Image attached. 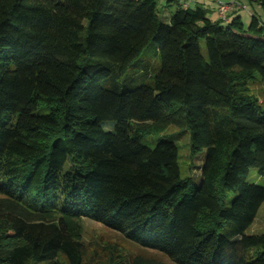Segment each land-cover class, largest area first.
<instances>
[{"label": "trees", "instance_id": "16d2710c", "mask_svg": "<svg viewBox=\"0 0 264 264\" xmlns=\"http://www.w3.org/2000/svg\"><path fill=\"white\" fill-rule=\"evenodd\" d=\"M158 1L0 0V264H103L77 240L84 218L172 264H264V234H246L264 204L247 181L264 179L249 88L264 83V23L177 0L165 23ZM150 44L159 71L123 90ZM169 126L189 131L191 158L205 151L200 185L181 177L173 142L142 144Z\"/></svg>", "mask_w": 264, "mask_h": 264}, {"label": "rangeland", "instance_id": "374dc122", "mask_svg": "<svg viewBox=\"0 0 264 264\" xmlns=\"http://www.w3.org/2000/svg\"><path fill=\"white\" fill-rule=\"evenodd\" d=\"M165 0L158 1V12L163 22L167 23L169 16L174 12L175 7L171 5L163 8ZM246 9L241 11L243 24L245 28L249 25L251 11H257L258 18L264 23V11L255 2L243 0ZM211 5H216L211 1ZM167 14V17L165 16ZM225 26V25H224ZM254 36L253 34H249ZM264 39V35L261 36ZM201 52L205 59H207L205 43L200 42ZM144 67L152 69L151 75L154 76L160 67L159 57L154 44L148 45L140 57L128 68L126 74L120 81L123 90H130L137 88L141 85L150 83V78L141 74ZM249 88L252 95H254L264 109V83H261L259 75L256 74L255 78L249 82ZM36 114H46V108H40ZM105 131L113 130L112 122L103 123ZM160 141L173 142L178 150V166L182 178H190L196 185L201 183V167L204 162L205 151L197 154L194 158L190 156V142L189 131L185 128H178L169 126L165 131L157 135L146 136L142 140V144L154 148ZM247 181L259 186H264V179H262L256 169L249 172ZM235 194L228 192L226 197V205H229ZM75 228L78 230V239L85 245L86 259L95 263H108L122 262L124 264H132L136 258H143L151 262V264H172L166 257L154 251L144 250L138 245L129 242L121 234L114 232L102 224L94 222L90 219H78L74 222ZM247 235H260L264 234V204L260 207L257 216L252 225L246 231ZM2 231L0 230V242Z\"/></svg>", "mask_w": 264, "mask_h": 264}, {"label": "built area", "instance_id": "2783aa9c", "mask_svg": "<svg viewBox=\"0 0 264 264\" xmlns=\"http://www.w3.org/2000/svg\"><path fill=\"white\" fill-rule=\"evenodd\" d=\"M216 4L218 19L223 22H229L233 14L246 9V6L238 0H213Z\"/></svg>", "mask_w": 264, "mask_h": 264}, {"label": "crops", "instance_id": "0c3cea01", "mask_svg": "<svg viewBox=\"0 0 264 264\" xmlns=\"http://www.w3.org/2000/svg\"><path fill=\"white\" fill-rule=\"evenodd\" d=\"M177 1H178V3H181V4H183V5H185V6L189 7V8H192V9H194L196 7H201V8L206 10L207 16H208V18L210 20H212V21H217L218 20L217 11H216V9H217L216 7L217 6L216 5L215 6L211 5V1H213V0H177ZM238 1L243 3V0H238ZM166 2L167 1L165 0L164 1V3H165L164 5L165 6H166ZM238 14H239V16H240V18H241V20L243 22L242 13L239 12ZM250 14H251V16L255 15V16L258 17L257 11L253 10V11L250 12Z\"/></svg>", "mask_w": 264, "mask_h": 264}]
</instances>
